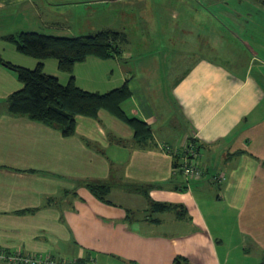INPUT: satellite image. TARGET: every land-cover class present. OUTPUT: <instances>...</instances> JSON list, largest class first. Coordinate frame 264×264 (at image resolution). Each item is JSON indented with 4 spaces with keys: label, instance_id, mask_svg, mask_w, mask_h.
<instances>
[{
    "label": "crops",
    "instance_id": "1",
    "mask_svg": "<svg viewBox=\"0 0 264 264\" xmlns=\"http://www.w3.org/2000/svg\"><path fill=\"white\" fill-rule=\"evenodd\" d=\"M29 1L0 0V9L30 7ZM230 18L240 30L249 28L244 26L249 19ZM172 19L179 27L184 22V43L193 49L198 44L205 53V39L191 40L199 19L186 13ZM241 35L234 33L244 43L238 65L230 50L228 62L234 65L196 54L181 76L167 79L164 107L132 72L151 65L156 78L162 57L130 66L131 52L120 44L115 57L83 61L90 69L87 82L75 72L80 63L75 65L74 81L84 90L107 92L129 80L131 96L122 106L150 126L151 136L143 142L107 110L96 118L77 115L75 132L66 137L46 124L10 115L5 104L0 109V250L94 264H173L176 256L186 264H228L229 235L222 231L228 229L236 237L233 248L252 254L259 264L264 253V38L250 29L247 39ZM167 39L163 34L154 44L158 48ZM11 53L15 64H37ZM50 62L44 60V72L65 84L70 75L57 64L47 67ZM21 87L0 65L3 101ZM189 138L200 145L205 170L199 180H186L174 167L172 151ZM86 180L110 183L108 196L117 200H99ZM151 201L182 205L187 214L151 213Z\"/></svg>",
    "mask_w": 264,
    "mask_h": 264
},
{
    "label": "rangeland",
    "instance_id": "2",
    "mask_svg": "<svg viewBox=\"0 0 264 264\" xmlns=\"http://www.w3.org/2000/svg\"><path fill=\"white\" fill-rule=\"evenodd\" d=\"M29 3L31 6L26 8H21V4H15L0 9V54L4 60L16 61L11 52L25 61L35 60L19 53L12 44L3 39L10 34L34 31L46 35L79 37L103 30L125 31L128 42L122 43V46L131 52L132 56L128 60L130 66L144 62L152 64L153 57H162L155 70L156 78L151 65L147 69L132 70L145 88L157 94L155 95L157 104L162 107L168 104L164 95V90L169 85H166L167 79L181 76L196 54L218 59V62L224 65H234L233 60L232 63L228 62V50H230L238 65L240 54H242L241 44L244 45V43L237 39L234 33L242 34V38L247 39L245 31L250 29L253 36L259 34V37L264 38V31L260 32L261 28L264 30V0H31ZM182 13L199 19L193 23L194 27L190 30L191 40L198 42L202 38V40L205 39L208 43V47H204L205 53L201 52L202 47H198V44L197 49H193L192 45L184 43L185 24L181 21L180 27L176 26L177 21L172 19L175 14ZM131 15L133 18L129 19ZM230 16L249 19L250 22H246L247 20L244 22V26L248 25L249 28L240 30L243 27L235 23ZM148 17L156 20L150 23L147 21ZM163 34H169V39L162 41L157 48L154 42ZM186 47L189 51L183 53ZM208 50H214V52L211 53ZM178 55H182L183 60L177 59ZM49 61L51 62L47 67L50 64H57L53 63L56 62L55 59H49ZM35 66L27 68L32 69ZM88 66L89 64L85 65L82 62L75 69L78 78L84 82H87L89 78L86 77L90 74ZM163 67L166 70H163ZM12 72L15 75L14 71ZM99 73L101 72L98 71V76ZM0 93H2L1 90ZM153 98H155L154 95ZM3 99L0 96V109L5 107ZM107 197L117 200L113 196L107 195ZM220 217L222 215L218 213L217 218ZM222 231L227 233L225 235H229L227 242L231 253L228 264L258 263L257 258L252 254H244L237 248H233L236 237L229 233L230 230Z\"/></svg>",
    "mask_w": 264,
    "mask_h": 264
},
{
    "label": "trees",
    "instance_id": "3",
    "mask_svg": "<svg viewBox=\"0 0 264 264\" xmlns=\"http://www.w3.org/2000/svg\"><path fill=\"white\" fill-rule=\"evenodd\" d=\"M116 31L103 30L79 37L46 35L34 31L4 36L3 39L12 44L19 53L37 60L35 68L31 69L6 61L0 54V65L14 71L16 78L22 83L20 89L5 98L8 113L46 124L68 137L75 132L77 115L96 118L98 112L103 109L129 125L134 130V138L138 142L146 141L151 136L150 126L137 117L129 116L122 106L131 96L129 80L101 93L78 87L72 74L75 65L90 56L109 59L119 54L120 44L126 41V34L123 31ZM46 59H55L58 70L70 75L67 83L63 84L56 76L44 72ZM190 142L200 148L196 139L189 138L187 143ZM172 154L174 167L180 172L177 162L181 157L178 153ZM83 183L96 198L107 201L110 183L98 180H86ZM132 186L137 189L144 187L138 184ZM149 211L151 213L174 211L178 218L187 214L182 205L156 201L150 202ZM187 262L188 260L182 256L173 259V264ZM259 264H264V253Z\"/></svg>",
    "mask_w": 264,
    "mask_h": 264
},
{
    "label": "built area",
    "instance_id": "4",
    "mask_svg": "<svg viewBox=\"0 0 264 264\" xmlns=\"http://www.w3.org/2000/svg\"><path fill=\"white\" fill-rule=\"evenodd\" d=\"M172 153H178V169L186 180H199L204 175V167L199 163L201 158L200 148L196 145L186 143L181 150H173ZM217 177H214L216 180ZM0 262L6 264H94V261L85 262L74 258H55L42 253L26 254L20 251L6 252L0 250Z\"/></svg>",
    "mask_w": 264,
    "mask_h": 264
}]
</instances>
